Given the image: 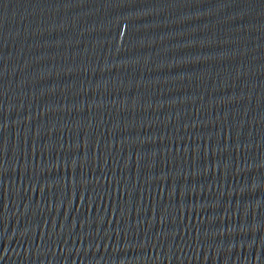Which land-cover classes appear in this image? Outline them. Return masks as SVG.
<instances>
[{
	"label": "water",
	"instance_id": "water-1",
	"mask_svg": "<svg viewBox=\"0 0 264 264\" xmlns=\"http://www.w3.org/2000/svg\"><path fill=\"white\" fill-rule=\"evenodd\" d=\"M0 264H264V0H0Z\"/></svg>",
	"mask_w": 264,
	"mask_h": 264
}]
</instances>
